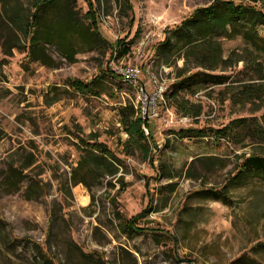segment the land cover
Instances as JSON below:
<instances>
[{
	"label": "rangeland",
	"instance_id": "374dc122",
	"mask_svg": "<svg viewBox=\"0 0 264 264\" xmlns=\"http://www.w3.org/2000/svg\"><path fill=\"white\" fill-rule=\"evenodd\" d=\"M91 1L98 33L86 17L88 0L40 9L36 0H0V264H264V181H230L241 155L264 143L211 134L264 113V102L235 93L264 81L252 80L250 63L264 64V55L232 31L203 42L179 32L182 19L213 0ZM232 1L264 7V0ZM68 16L79 22L72 36L59 31L60 45L32 44L27 21L38 30ZM257 30L264 36V24ZM119 39L114 56L110 44ZM122 64L167 85L159 116L149 119L147 154L127 141L122 120L139 103L116 72ZM201 74L222 82L170 96L175 84ZM69 78L92 91L74 90ZM183 128L207 135L179 136ZM94 140L116 156L114 173L89 161L84 143ZM214 189L227 199L211 198ZM140 212L145 231L125 230Z\"/></svg>",
	"mask_w": 264,
	"mask_h": 264
},
{
	"label": "trees",
	"instance_id": "16d2710c",
	"mask_svg": "<svg viewBox=\"0 0 264 264\" xmlns=\"http://www.w3.org/2000/svg\"><path fill=\"white\" fill-rule=\"evenodd\" d=\"M59 0H36L35 6L37 9L41 7H50L57 4ZM127 2V1H126ZM128 3V2H127ZM89 10L86 13L87 19L90 21V27L98 33V20L97 11L94 2L88 0ZM129 6V5H128ZM33 19H36V15ZM264 24V7H259L257 4L249 2H237L232 0H213L209 3V6L198 7L193 13L182 19L181 25L177 28L180 33L187 34L188 36L199 39L200 42L206 41L209 33L224 34L228 31H232L237 34H241L245 44L250 51L264 55V36L258 32L257 25ZM26 31L30 32V41L32 44H36L40 38H44L47 42L51 41L60 45L59 31L62 34H70L74 32L78 27L79 22L74 19V16L63 17L62 21L55 22L53 25L46 27H40L36 30L34 28V21L26 22ZM168 39V38H167ZM123 39L116 40L113 44H110L113 49L116 48L117 52L122 51ZM246 46V47H247ZM128 48L123 49V53ZM192 49L188 50L190 53ZM251 69L255 73L254 79L264 80V64L260 63L256 59L251 60ZM212 67V66H210ZM118 74V73H117ZM196 79L187 78L175 84L171 97L178 96V92L183 88H189L199 83H220L222 80L214 76H207L204 74L195 76ZM208 77L209 79H206ZM70 86L77 91L87 92L92 91V86L77 78H69ZM264 81H253L242 83L237 87V98L242 102H249L254 104L257 101L264 102ZM137 115L134 116V113ZM125 127V131L128 134L127 141L132 145L136 144L139 148L147 154L148 152V137H151V132L147 135L142 126H146L149 129V121L143 119L140 109H133L131 115L125 120H122ZM216 135L217 139L227 138L234 143H239L243 140L244 136L251 138L252 142L264 143V113L259 118L250 119L247 117L235 118L226 124L222 128L211 130V134ZM179 136H198L207 135L204 130L196 128H183L178 133ZM84 151L88 156L89 161L97 167H108L110 173H114L110 170L111 167H115L116 156L107 148V146L97 140L84 143ZM255 151H251L249 154H242L240 157V164L236 167V172L232 175L231 182H239L243 178L248 176L258 177L264 181V146L257 145ZM211 198L225 200L227 199L226 190L214 189L207 190ZM144 213V212H143ZM142 212L136 214L132 218L128 219L124 223V229L129 232H144V227L140 226L137 219L141 217Z\"/></svg>",
	"mask_w": 264,
	"mask_h": 264
},
{
	"label": "built area",
	"instance_id": "2783aa9c",
	"mask_svg": "<svg viewBox=\"0 0 264 264\" xmlns=\"http://www.w3.org/2000/svg\"><path fill=\"white\" fill-rule=\"evenodd\" d=\"M112 54H117L116 48ZM116 72L119 77L137 93V99L143 119H156L159 116L158 102L164 101V94L167 85L159 79L154 73L147 72L145 75L143 69L137 64H122L117 67ZM145 133L149 134V129L143 126Z\"/></svg>",
	"mask_w": 264,
	"mask_h": 264
}]
</instances>
